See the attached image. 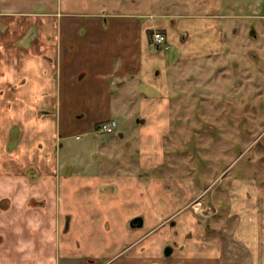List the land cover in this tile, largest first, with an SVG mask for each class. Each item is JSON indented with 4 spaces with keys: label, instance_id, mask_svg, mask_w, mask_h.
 Masks as SVG:
<instances>
[{
    "label": "crops",
    "instance_id": "1",
    "mask_svg": "<svg viewBox=\"0 0 264 264\" xmlns=\"http://www.w3.org/2000/svg\"><path fill=\"white\" fill-rule=\"evenodd\" d=\"M253 19L264 0H0V264H264L252 164L194 176L173 131L188 68L246 59Z\"/></svg>",
    "mask_w": 264,
    "mask_h": 264
},
{
    "label": "rangeland",
    "instance_id": "2",
    "mask_svg": "<svg viewBox=\"0 0 264 264\" xmlns=\"http://www.w3.org/2000/svg\"><path fill=\"white\" fill-rule=\"evenodd\" d=\"M258 21L253 19L236 38V42L241 43L239 47L246 53V59L238 54L236 58H230L226 49L220 59L202 62L199 68L189 67L179 83L176 96L183 101L184 107L175 108L174 115L184 116L186 120L183 124L173 125V131L182 134L180 139L187 137L190 170H195V165L199 167L197 174L190 171L194 176L202 171L205 175H214L220 167L230 163V154H239L232 165L236 163L234 166L238 167L246 161L250 162L254 175L264 184V32ZM253 24L258 30L255 37L249 34ZM253 30L252 34H255ZM201 70L205 71V75L201 76ZM235 88H238L236 92ZM234 97L246 103L250 100L254 107L248 108L247 112L244 106L237 109L231 107L229 100ZM233 117L237 118L236 123ZM123 127L120 122L114 125L119 130ZM127 127L128 124L125 129ZM244 136H247L246 141L241 138ZM73 141L82 142L81 139ZM197 205L190 204V209L197 212Z\"/></svg>",
    "mask_w": 264,
    "mask_h": 264
},
{
    "label": "built area",
    "instance_id": "3",
    "mask_svg": "<svg viewBox=\"0 0 264 264\" xmlns=\"http://www.w3.org/2000/svg\"><path fill=\"white\" fill-rule=\"evenodd\" d=\"M152 38L155 43L161 45L164 49L169 48V44L167 43L166 36L164 33L156 31L153 33ZM115 124H116V121L114 119L102 122L100 123L98 130L101 132L110 133L113 131Z\"/></svg>",
    "mask_w": 264,
    "mask_h": 264
},
{
    "label": "water",
    "instance_id": "4",
    "mask_svg": "<svg viewBox=\"0 0 264 264\" xmlns=\"http://www.w3.org/2000/svg\"><path fill=\"white\" fill-rule=\"evenodd\" d=\"M134 222V223H133ZM139 222V220L138 219H134L133 221H132V223H131V225H133V226H137V225H139L140 223H138ZM169 249H166L164 252H165V254H168L170 251H168Z\"/></svg>",
    "mask_w": 264,
    "mask_h": 264
}]
</instances>
